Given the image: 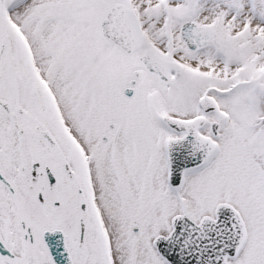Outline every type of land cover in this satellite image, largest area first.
<instances>
[{
    "label": "snow or ice",
    "instance_id": "snow-or-ice-1",
    "mask_svg": "<svg viewBox=\"0 0 264 264\" xmlns=\"http://www.w3.org/2000/svg\"><path fill=\"white\" fill-rule=\"evenodd\" d=\"M0 264H264V0H0Z\"/></svg>",
    "mask_w": 264,
    "mask_h": 264
}]
</instances>
